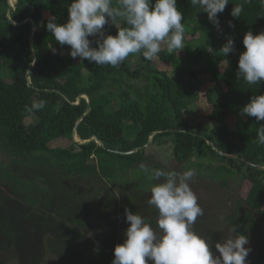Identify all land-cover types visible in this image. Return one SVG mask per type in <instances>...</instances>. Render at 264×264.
Returning <instances> with one entry per match:
<instances>
[{
  "label": "trees",
  "instance_id": "trees-1",
  "mask_svg": "<svg viewBox=\"0 0 264 264\" xmlns=\"http://www.w3.org/2000/svg\"><path fill=\"white\" fill-rule=\"evenodd\" d=\"M71 2L15 0L10 9L7 0H0V70L8 71L0 75V151L6 160L0 162V186L19 192L24 204L36 211L44 201L42 179L24 178L15 166L60 176L63 182L87 181L89 200L98 208L97 229H107L100 238L115 242L128 227L125 208L136 213V202L150 193L151 182L140 172V165L183 172L198 147L207 145L223 165L250 186L244 195L231 193L227 180L211 182L196 172L190 186L204 215L198 217L194 230L204 234L209 228V237L218 242L231 225H236L238 233L249 237L248 264H264V145L257 142V130L264 121L240 114L250 97L264 94V82L249 85L237 78L239 55L245 50L244 34L264 31V3L229 0L224 12L218 14L217 29L208 19L195 17L190 0H177L184 14L182 23L190 26L193 34H201L206 51L210 46L218 52L229 37L234 40V51L226 57L207 51L197 69L177 64L171 71L174 76L166 71L159 76L153 60L144 59L142 54L130 55L119 67L71 58L69 46H60L46 29L51 17H56L58 24L67 21ZM240 4L244 10L239 18H233L231 9ZM112 6H118L117 0ZM229 21L234 27H229ZM115 24L106 25V34L116 35L117 28L128 27L121 18ZM131 56L137 59L135 65L129 60ZM156 57L164 62L172 60L164 50ZM202 75L205 81H200ZM140 80L145 83L135 86ZM202 83L208 86L205 96L210 109L203 116L211 123L207 133L196 129H207V125L189 120V106ZM216 89H220L219 98L212 100ZM82 95L89 98V105ZM39 100L46 101L44 108L29 112L32 102ZM31 117L36 121L26 123ZM234 118L238 119L235 127ZM73 130L79 141L95 137L103 147L94 141L76 143ZM155 132L152 144L172 137L169 166L149 160L146 148L142 149ZM56 139L70 144L50 147ZM148 210L158 218L155 207L148 204ZM144 218L156 228L157 221ZM83 223L74 219L69 227L72 239L80 234L76 225Z\"/></svg>",
  "mask_w": 264,
  "mask_h": 264
},
{
  "label": "clouds",
  "instance_id": "clouds-1",
  "mask_svg": "<svg viewBox=\"0 0 264 264\" xmlns=\"http://www.w3.org/2000/svg\"><path fill=\"white\" fill-rule=\"evenodd\" d=\"M190 2L206 13L217 29L218 14L230 3L229 0ZM112 4L113 0H72L67 7V21L58 24L56 17H51L46 29L60 46H69L71 58L98 66L119 67L134 54H142L144 59L152 61L160 53L162 44L166 45L169 55L177 56L185 48L184 14L178 9L177 0H117V7ZM243 10L242 4L234 5L230 15L239 18ZM117 18L124 20L128 27H116V35L106 34V25L116 26ZM228 24L234 27L231 21ZM242 42L245 50L239 55L237 78L260 86L264 82V31L254 35L249 30ZM48 48L56 51L53 45ZM207 51L226 57L234 51V40L227 38L218 52L210 46ZM45 103L33 101L28 111L41 110ZM240 114L264 121V94L250 97ZM257 142L264 145V125L257 130ZM139 170L151 182L147 203L158 211L157 226L153 228L142 215L125 208L128 227L124 242L114 247L111 264H248L249 237L238 233L236 225H231L228 234L215 242L216 252L212 250L211 238L194 230L198 217L204 215L190 186L196 175L194 169L165 171L141 164Z\"/></svg>",
  "mask_w": 264,
  "mask_h": 264
},
{
  "label": "rangeland",
  "instance_id": "rangeland-1",
  "mask_svg": "<svg viewBox=\"0 0 264 264\" xmlns=\"http://www.w3.org/2000/svg\"><path fill=\"white\" fill-rule=\"evenodd\" d=\"M14 8L15 0H7ZM195 6V17L208 19L207 14ZM185 27V48L178 55H169L166 45L162 44L167 57L172 58L170 62H164L157 57L152 61V67L159 72L166 71L172 75V69L177 64H184L187 69H197L206 56L207 51L202 46L204 41L200 33H192L190 26ZM119 29V28H118ZM210 54V53H209ZM192 58V62L188 59ZM132 65L137 63L134 56L130 57ZM84 73L87 72L85 68ZM8 74L7 70H0V75ZM205 81V76L199 77ZM151 81H154L153 77ZM144 81L134 82L135 86L143 85ZM208 86L203 84L198 88V94L189 106V120L193 123L202 122L208 128H196L198 131L207 133L211 123L206 122L203 116L210 109L205 94ZM220 89L212 94V100L219 98ZM86 99V98H85ZM193 100V99H192ZM240 120V119H239ZM35 118H27L26 123L35 122ZM238 119H233V126H237ZM65 139H56L50 142V147L69 146ZM172 137L165 136L146 147V156L163 166H169L172 158ZM220 153V152H219ZM6 161L0 151V162ZM194 169L204 180L221 182L225 179L229 183L231 193L244 195L250 184L238 175L233 169L222 164L221 159L213 155L207 145H200L192 160L186 164L185 169ZM22 177L38 176L44 186L43 204L36 211L27 207L19 192L5 186H0V264H111L114 257V247L124 242V234L115 242L100 238L99 224L96 221L97 206L89 200V184L87 181L75 183L63 182L60 176L40 173L36 170H26L19 167L13 168ZM208 187V186H206ZM228 190V191H229ZM91 191V188H90ZM229 191V192H230ZM88 198V199H87ZM150 193L144 199L136 202V213L143 217L152 218L148 210L147 200ZM264 210V207H263ZM83 221V225L77 224L79 235L72 239L69 227L73 226L74 219ZM108 221V218H105ZM127 228V227H126ZM211 229L204 234L209 237ZM211 238V237H210ZM213 251L216 252L215 241ZM219 255V253H216ZM151 264V262H149Z\"/></svg>",
  "mask_w": 264,
  "mask_h": 264
},
{
  "label": "water",
  "instance_id": "water-1",
  "mask_svg": "<svg viewBox=\"0 0 264 264\" xmlns=\"http://www.w3.org/2000/svg\"><path fill=\"white\" fill-rule=\"evenodd\" d=\"M9 8L12 9V7H11L10 5H9ZM32 25H33V30H34V24L32 23ZM32 65H33V64H32ZM80 97H82V98H86L87 104L89 105V98H88L86 95H82V96H80ZM78 104H79V101H78L75 105H78ZM78 122H79V120H78ZM156 133H157V132H155V133L152 134V136L149 138L148 142L142 147V149H145L146 147H148L149 144L152 143L153 138H154V136H155ZM158 133H159V132H158ZM72 136H73V140H74L76 143H83V144H84V143H88V142H90V141H94V142H96L99 146H102V147H103L102 142H101L99 139L95 138V137H92V138H90L89 140H86V141L81 142V141H79V140L77 139L74 130H73ZM135 151H136V150H135ZM135 151H132V152H135ZM220 154H222V153H220ZM222 155H224V154H222ZM227 157H228V156H227Z\"/></svg>",
  "mask_w": 264,
  "mask_h": 264
}]
</instances>
